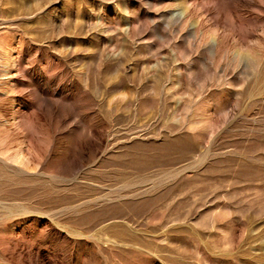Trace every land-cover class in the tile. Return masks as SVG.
Returning a JSON list of instances; mask_svg holds the SVG:
<instances>
[{
	"label": "rangeland",
	"instance_id": "374dc122",
	"mask_svg": "<svg viewBox=\"0 0 264 264\" xmlns=\"http://www.w3.org/2000/svg\"><path fill=\"white\" fill-rule=\"evenodd\" d=\"M0 264H264V0H0Z\"/></svg>",
	"mask_w": 264,
	"mask_h": 264
}]
</instances>
